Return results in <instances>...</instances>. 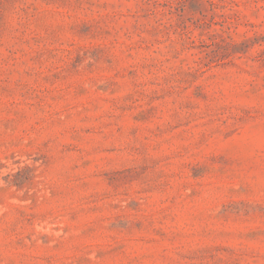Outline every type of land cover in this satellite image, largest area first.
I'll list each match as a JSON object with an SVG mask.
<instances>
[{"label":"rangeland","instance_id":"1","mask_svg":"<svg viewBox=\"0 0 264 264\" xmlns=\"http://www.w3.org/2000/svg\"><path fill=\"white\" fill-rule=\"evenodd\" d=\"M0 264H264V0H0Z\"/></svg>","mask_w":264,"mask_h":264}]
</instances>
